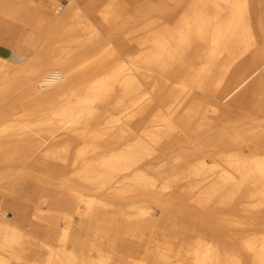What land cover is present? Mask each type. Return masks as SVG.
<instances>
[{"label":"bare ground","instance_id":"bare-ground-1","mask_svg":"<svg viewBox=\"0 0 264 264\" xmlns=\"http://www.w3.org/2000/svg\"><path fill=\"white\" fill-rule=\"evenodd\" d=\"M39 1L0 0V163L32 162L80 181L91 177L94 163L107 166L92 177H116L141 166L145 177L157 178L183 162L187 180L170 186L168 194V183L151 179L145 184L149 194L170 195L176 205L157 204L158 219L141 207L137 223L160 229L165 247L163 252L148 248L141 258L133 254L137 244L129 239L128 223L123 230L114 225L82 198L78 187L65 184L58 190L37 181L34 195H58L52 212L45 218L19 213L13 222L3 213V194L0 264H25L28 252L36 249L28 247L34 236L42 238L47 251L57 250L55 241L66 252V258L48 264H264V0H88L79 6L70 0L63 20L85 13L91 33L77 43L92 47L80 49L76 57L68 49L59 58V37L73 26H62L61 33L47 30L58 17ZM67 6L60 4L56 15ZM183 18L188 26L173 42L168 24L173 31ZM134 20L138 24L126 31V21ZM198 58L205 59L199 64ZM177 76L186 82L175 83ZM73 97V104L65 103ZM236 103H242L244 113L235 112ZM248 114L256 117L235 134L219 126L226 118ZM182 144L186 147L171 164L163 159L156 165L158 152L163 158L166 148ZM40 173L47 177L46 171ZM60 211L68 223L62 234L37 221L52 223ZM102 214L116 229L108 234L121 251L116 262L111 255L90 258L80 231L84 222ZM185 235L191 240L177 246ZM151 256L161 261L152 263ZM32 262L26 264L37 263Z\"/></svg>","mask_w":264,"mask_h":264},{"label":"rangeland","instance_id":"rangeland-1","mask_svg":"<svg viewBox=\"0 0 264 264\" xmlns=\"http://www.w3.org/2000/svg\"><path fill=\"white\" fill-rule=\"evenodd\" d=\"M182 1V0H178ZM192 3L194 2H202L205 0H190ZM41 5L45 6L47 11L52 13L53 15L58 17V20L55 21L53 24H51L50 27H48L50 30L53 31L56 29V32L61 33V27L62 26H73L70 28L69 34L66 36H60L59 42L56 44V52L57 57H63L66 54V51L68 49L73 51V55L76 57L79 54L80 49H85L86 51H89V49L92 47L88 46L87 48L79 47L77 40L82 39L84 40L85 37L91 33V30L87 26V15L85 13H81L78 18H74L68 21H64L63 18L66 16V12L68 11L67 4L70 2V0H40L39 1ZM88 2V0H75L76 6L79 5H85ZM60 4H62V7H65L67 9L65 13L62 16L56 15L58 12L57 10L60 8ZM176 6H171V9H175ZM173 11V10H172ZM157 20V21H156ZM162 19L154 18L153 21L156 23L161 22ZM138 24L137 20L134 21H126L124 29L128 31L132 26L135 24ZM168 24V23H167ZM188 26L187 20L184 18L180 22V26L176 29H173L171 31V26L168 24V30L169 36L171 35L170 32H173V42L176 41V38L179 36V34L185 29V27ZM114 30H112L113 32ZM111 32V33H112ZM159 31L155 32L153 34V39L157 40L160 36ZM143 34H140L138 38L142 37ZM51 49V47H48V50ZM91 50V49H90ZM212 50V48H208L207 52ZM120 54V53H119ZM147 53L141 54V56L146 55ZM45 54H43L44 56ZM92 55L87 56V60L91 58ZM205 58H198L196 60V63H203ZM236 67V66H233ZM174 82L181 83L186 82L185 77H175ZM180 86V85H179ZM87 88L86 86L81 88V91ZM149 87L145 89L144 92H148ZM149 95V92H148ZM78 100V98L82 97V95L75 96ZM75 97L71 99H66L65 103L73 104ZM243 105L242 103H236L234 105V110L238 114L244 113L243 111ZM250 115V116H249ZM256 117L255 114H248L244 118H238L237 120L230 121V119H225L223 122L220 123L219 126H221L223 129H227V134H235L238 131H242L246 127L249 126L251 120ZM152 119V118H151ZM241 121V122H240ZM242 123V124H241ZM247 125H246V124ZM231 124V125H230ZM240 124V125H239ZM244 124V125H243ZM246 125V126H245ZM227 126V127H226ZM237 129H236V127ZM243 126V127H242ZM245 126V127H244ZM231 127H233L231 129ZM236 129V131H235ZM203 137H200L199 140L201 141ZM198 141L199 143H201ZM177 147V148H176ZM186 147V144L182 145H173L168 148H166V154L163 156L160 155L158 152L156 157V165L162 164L163 159L170 160V164L173 162L174 158L173 156L179 155L183 148ZM8 150V149H7ZM211 150V147L209 148ZM247 151L248 149L245 148ZM9 151V150H8ZM25 166V167H24ZM107 164H92L91 169L94 172H91V177H82L79 180H75L79 177H61L62 173L58 172L57 169L48 168L43 165H39L36 163H24V161L19 160H10L3 163H0V200L3 199L2 195H5L6 199V205L4 206L3 213L5 214V218H7L10 222H13L17 219V215L20 213L24 214L25 212H29V214L34 216V214L39 213L44 218L48 217V215L52 212L50 209H52L51 201L58 198V195L56 193H46L42 191L41 193L33 194L31 191L34 189L38 182L40 181L42 185L45 187H49L50 185L54 188L60 189L61 186H67L70 187H78L81 189V196L85 200H91L92 205L95 206V208H98L97 210L101 213H105L107 216V219H113L114 225H120L121 229L123 230L124 225L128 223L129 227L128 233L129 239L132 240L134 243L137 244V249L134 251L135 257H142L144 253H146L148 248L153 247H160L161 252H163V249L165 248L163 245L164 241V233L160 230L154 227L152 224H148L146 222L141 223L140 225L137 223L138 216L142 213L141 207L146 208L144 212L147 213V216L152 217L154 219H158V217L161 215V209L158 207L157 204H161L163 207L168 205H176V201L174 198L169 197L170 195H159L156 196V193L149 194L148 189L146 188L145 184L149 183L151 179L155 181V183H160V185H164V183H168L166 187H168L166 194L169 193V187L171 188H178L179 185H182L186 180L187 177H185L184 169L182 167H185L183 165V162L178 163V165L174 168V165H170L172 168L170 171H167L164 175L165 177L158 175L157 172L153 169L150 171L156 172V177H145L143 175V167L136 166L132 170V172L129 173H123L122 175H117L116 177H108V173L101 174L100 177H92L95 174V170H103L106 168ZM36 167V168H35ZM23 168V169H22ZM34 169V170H33ZM31 171V172H30ZM46 171L47 177H43L40 172ZM60 171V170H59ZM34 172V174H32ZM31 174V175H30ZM23 175L27 176L26 179H23ZM59 175V176H58ZM84 180V181H82ZM152 180V182H153ZM163 181V182H162ZM7 185L14 186V189H11L7 192L3 189ZM60 185V187H59ZM165 186V185H164ZM170 188V189H171ZM62 190V189H61ZM44 192V193H43ZM59 193V192H58ZM47 198L50 201L40 203L38 202L42 199ZM38 201V202H37ZM37 202V203H36ZM40 205V206H39ZM18 206V207H17ZM158 207V208H157ZM19 208V209H17ZM81 210L84 208V203H80ZM189 207H185L187 209ZM41 209V213L40 210ZM99 212V213H100ZM199 215H203L204 212L199 211ZM132 216V221L129 222V216ZM153 215V216H152ZM101 217V219H100ZM99 218H93L89 219L84 222L83 227L80 229L83 236L87 239V242H89V256L94 261L96 259L104 260L106 256L111 255L113 261L119 260L118 253L121 252L119 248L112 244L110 242V237H108V234L115 235V228H112L110 225H112L109 222H104L106 217L100 216ZM59 220V221H58ZM39 223H41L44 227H50L53 229H56L59 231L60 234H62L67 229V221L64 217V214L62 211L58 212L53 216V222L50 223L48 220L45 221V219H39L37 220ZM57 222V223H56ZM81 223V220L79 216H77L76 220V227L80 228L79 224ZM25 226V225H24ZM25 230L29 231L28 228L30 226H25ZM75 228V229H77ZM156 235V241L151 238L152 235ZM191 240V236H182L180 240L176 242V245L179 246L181 242L189 241ZM30 241L32 244H29L28 247L31 249H34L31 252H28L26 255V263H33L34 261L36 264H48L49 259H52L53 261L57 260V257H62V259L66 258V252L63 250V247L60 246L57 242H53V244L56 246V251L49 252L47 249L42 246V238L40 237H31ZM38 243V244H37ZM37 244V246H36ZM33 245V246H32ZM40 248V249H39ZM157 251V253L160 252ZM63 255V256H61ZM31 256V257H30ZM191 259V258H190ZM30 260V261H29ZM149 261L152 263L159 262L161 260H157L155 256H151L149 258ZM185 264H191V262L188 260L183 261ZM181 263L178 261H174L173 264H179Z\"/></svg>","mask_w":264,"mask_h":264}]
</instances>
